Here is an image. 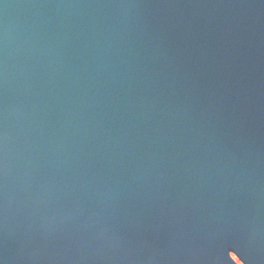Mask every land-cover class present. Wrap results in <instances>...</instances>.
<instances>
[{"label":"water","instance_id":"water-1","mask_svg":"<svg viewBox=\"0 0 264 264\" xmlns=\"http://www.w3.org/2000/svg\"><path fill=\"white\" fill-rule=\"evenodd\" d=\"M0 264H264V0H0Z\"/></svg>","mask_w":264,"mask_h":264}]
</instances>
